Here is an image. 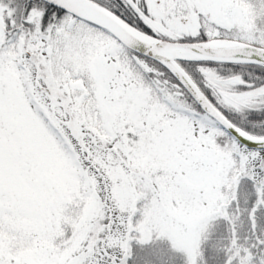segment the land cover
I'll return each mask as SVG.
<instances>
[{
  "label": "snow or ice",
  "instance_id": "obj_1",
  "mask_svg": "<svg viewBox=\"0 0 264 264\" xmlns=\"http://www.w3.org/2000/svg\"><path fill=\"white\" fill-rule=\"evenodd\" d=\"M0 264H264V0H0Z\"/></svg>",
  "mask_w": 264,
  "mask_h": 264
}]
</instances>
